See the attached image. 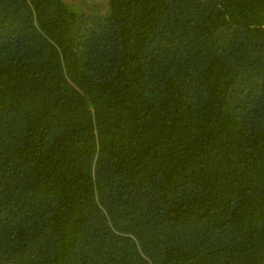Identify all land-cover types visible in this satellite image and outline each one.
<instances>
[{"label": "trees", "instance_id": "16d2710c", "mask_svg": "<svg viewBox=\"0 0 264 264\" xmlns=\"http://www.w3.org/2000/svg\"><path fill=\"white\" fill-rule=\"evenodd\" d=\"M109 1L0 0V264H264V0Z\"/></svg>", "mask_w": 264, "mask_h": 264}, {"label": "rangeland", "instance_id": "374dc122", "mask_svg": "<svg viewBox=\"0 0 264 264\" xmlns=\"http://www.w3.org/2000/svg\"><path fill=\"white\" fill-rule=\"evenodd\" d=\"M68 1L69 4H71L72 1L81 2L83 6H85L88 9L87 11H92L101 14L110 13L109 10L111 8V2L109 0H72V1L68 0ZM169 18H170L169 22L164 23L165 25L164 27L165 29L170 30L172 33H177L182 29L186 30L190 27L189 21L185 20L186 17H182L180 11L173 12Z\"/></svg>", "mask_w": 264, "mask_h": 264}]
</instances>
